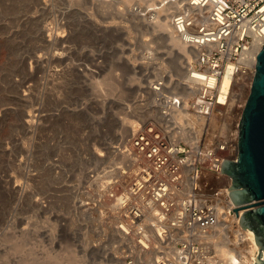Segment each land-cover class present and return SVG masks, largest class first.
I'll return each instance as SVG.
<instances>
[{"label": "rangeland", "instance_id": "374dc122", "mask_svg": "<svg viewBox=\"0 0 264 264\" xmlns=\"http://www.w3.org/2000/svg\"><path fill=\"white\" fill-rule=\"evenodd\" d=\"M176 1L173 17L195 11L188 0H0V264H104L72 185L91 163L118 160L117 116L148 118L134 105L153 114L154 81L170 85L154 70L168 55L151 26Z\"/></svg>", "mask_w": 264, "mask_h": 264}, {"label": "built area", "instance_id": "2783aa9c", "mask_svg": "<svg viewBox=\"0 0 264 264\" xmlns=\"http://www.w3.org/2000/svg\"><path fill=\"white\" fill-rule=\"evenodd\" d=\"M188 1L196 10L183 7L173 25L194 50L195 93L186 100L175 80L156 79L155 111L112 146L118 160L91 163L72 185L73 211L108 229L94 245L104 264H227L210 237L232 219L241 223L222 164L239 159L257 65L245 55L264 44V0Z\"/></svg>", "mask_w": 264, "mask_h": 264}, {"label": "bare ground", "instance_id": "6f19581e", "mask_svg": "<svg viewBox=\"0 0 264 264\" xmlns=\"http://www.w3.org/2000/svg\"><path fill=\"white\" fill-rule=\"evenodd\" d=\"M172 7H176L177 9L180 7V5L176 1L171 2V4L169 5H166L164 3L157 7L159 8L157 9V19L154 22L155 24L151 26L154 34H157L158 32L157 36L159 39H161L160 43L166 47L165 52L168 55L166 57L167 61L162 64H156L154 66V70H156V72L158 71L161 74H167V80L170 83L175 80V82L173 83L174 89L183 91L185 93V99L187 100V95H190L193 92V86L195 87L196 81L192 79L191 73L188 74L186 71H183L184 63L186 66V56L188 55L189 50L182 42L180 37H178V35L173 31L172 17L174 11H171ZM190 7L192 6L190 5ZM192 9L194 8L192 7ZM184 25L186 26V22L181 26ZM46 37L49 40L57 39V32H48L46 34ZM144 45L149 47L152 46L150 43H145ZM261 48L262 41L255 42V44L246 52L245 56L251 59L253 63L257 62V56ZM176 71L179 74L178 78H175L173 74V72ZM165 75H163L162 77H164ZM227 82L228 80L226 79L225 84H227ZM145 105L148 104H142L141 102H139L138 104L134 105V108L136 110L135 113L137 112L138 114L144 116L152 114V108ZM30 116L31 117L28 120L29 125L35 121V115L30 114ZM117 118L122 122L119 134L124 141L126 137L132 133V127L135 125V121L125 116H117ZM137 125L138 123L135 126ZM135 126L134 129L136 128ZM83 214L86 213L83 212ZM88 217V220L92 225V231L95 232L93 234H97L99 238H102L104 236V233L107 234L108 229L106 227L101 226V229L94 228V226H96V224L98 223V220H101V218L94 215H88ZM77 219V217H74V220L72 221V224L75 226L77 225ZM226 228H228V230L222 229V231H220L216 236L213 235L212 237H210L217 240L214 245L216 246L217 252L219 253L218 256L222 259H225L227 261V264H257L260 245L258 243L255 232L245 229L240 222H237V220L234 219L229 221Z\"/></svg>", "mask_w": 264, "mask_h": 264}, {"label": "water", "instance_id": "95a60500", "mask_svg": "<svg viewBox=\"0 0 264 264\" xmlns=\"http://www.w3.org/2000/svg\"><path fill=\"white\" fill-rule=\"evenodd\" d=\"M240 129L239 159H225L222 171L233 178L230 195L239 206L234 210L238 216V209H244L241 224L255 232L260 245L257 264H264V44Z\"/></svg>", "mask_w": 264, "mask_h": 264}]
</instances>
